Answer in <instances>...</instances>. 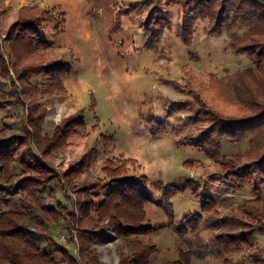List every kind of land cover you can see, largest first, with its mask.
Returning <instances> with one entry per match:
<instances>
[{"label": "rangeland", "instance_id": "obj_1", "mask_svg": "<svg viewBox=\"0 0 264 264\" xmlns=\"http://www.w3.org/2000/svg\"><path fill=\"white\" fill-rule=\"evenodd\" d=\"M218 3L202 17L196 0H0V141L17 147L0 158V208L19 209L9 192L22 182V198L48 224L28 214L20 222L50 237L39 252L54 262L1 237L26 251L18 261L264 264V145L253 148L249 131L218 130L264 125V80L254 74L245 96L220 85L250 66L244 48L264 42V23L245 32L242 16L217 15ZM29 20L47 48L25 45ZM247 165L258 189L237 187ZM137 184L148 200L131 205L121 188ZM45 203L59 215L40 211ZM186 219L199 224L178 233ZM230 236L238 250L223 248Z\"/></svg>", "mask_w": 264, "mask_h": 264}, {"label": "trees", "instance_id": "obj_2", "mask_svg": "<svg viewBox=\"0 0 264 264\" xmlns=\"http://www.w3.org/2000/svg\"><path fill=\"white\" fill-rule=\"evenodd\" d=\"M218 1H220V3H218ZM263 1L264 0H256L255 2H253V0H251V2H249L250 3L249 7L245 6V4L242 0H240V1L239 0H196V3H197L198 13L201 14L200 11L202 10V14L200 15L202 17L213 16V14L216 11L213 7H214V5H216L218 3L217 15L221 16L222 14H225L229 17L234 18V20H238V18L242 16V18L244 19V23H245V25H244L245 29H246L245 32H247V31L250 32L252 30L259 31L256 27H258L262 23H264V6L261 4L260 5L256 4V2L259 4V2H263ZM33 23L37 24L38 22H35L34 20H29V23L25 24L26 27L33 29L32 33H30V30H28L24 26H23L22 32H20V36H23L25 34H29V36H30L28 39L26 38V44L25 45L31 44V45L35 46L36 44L37 45L41 44L42 47L47 48L49 46V44L47 41L42 39V35H41L43 33L42 29H40L36 25L34 26ZM257 31H253V32L255 33ZM261 31L264 32V29H262ZM241 35H243V34H241ZM260 35H264V34L261 32ZM237 37L241 38L240 36H236V37H234V40H236ZM257 47H259L260 49L256 52ZM244 51H245L244 52L245 56L248 57V60L251 63L250 66L240 70V72H234V73H232V75L229 76V78L225 77L224 79H222L220 81L221 87L232 88L235 91V96L237 95L238 92H240V94L242 96L248 95L249 92L247 91V89L243 90V86H245L244 84L246 83V81L253 79L254 74H256L255 77L257 79L264 80V72H263V70H264V59L261 58L262 56H264V42L260 43V46L255 45V42H254V44H251V45L249 44V45L245 46ZM0 63H1V60H0ZM0 87H1V85H0ZM257 109H259V105H258ZM239 123L240 124L238 126H233V124H232L227 129H225L226 127L225 128L219 127L218 130L219 129L221 131L224 130V132L229 131L227 133H233V134L239 133V132L249 131V132H251L250 133L251 134V136H250L251 140H249V144L251 143L250 145L253 146V148L256 145L259 148L261 147V145H264V142L261 143L259 141L261 135H264V134H261V131L264 129V125H262V124L255 125V124H253L254 122H252L251 125H249V124L247 125L245 122L244 123L239 122ZM259 128H261L260 132H259V130H258V132H256L255 129H259ZM223 135H226V134L224 133ZM9 139L13 140V138H8V139H4V140L0 141V158L1 159H2V157L4 158L7 154H11V152H13L17 148L16 146H14V147L11 146L14 144L12 143V140H9ZM15 151H17V150H15ZM257 161H260L259 162L260 167L258 169L259 172H257V173L259 175H262V181H264V174L261 172V171L264 172V153L260 154V157ZM17 163L20 164L19 161H17ZM16 167H18V166H16ZM250 169H251V165H247L245 167L239 168V170L236 171V173H235L236 177L235 178H236L237 187H243L245 185H249V186L253 187L254 185H256V189H258L259 181H257L255 179L256 178V172H254V171L249 172ZM0 171L4 172L3 163H1V162H0ZM11 174H14V172H12ZM20 183H22V182H20ZM20 183L13 184L11 186L12 192H9V193H13L14 195H20V198L18 199L19 209L18 210L12 209V210H9L8 212H2V210L0 208V239H1V237H12L15 240H18L19 242H21L22 244L28 245L32 251L39 253L38 255H39L40 259L43 260L44 258H46L53 263L54 262L53 258H49L47 252H43L42 254L40 253L41 251L44 250L43 242L45 240L50 239V237L48 235L43 234L41 232V230L36 229L35 226H31V225L25 226L24 224H22L20 222L21 220H24L27 217L26 215L28 214V217L29 216L31 217V218L29 217V219L34 224L42 225V226H44L45 224H48L47 219H44L40 215L39 211H34L35 209L33 207L31 208L30 205H28V203L25 202V199L22 198L21 194L24 195V193L28 192V191H25V189H23V186H21ZM27 185H29V183H27ZM130 187H131V188H129L130 190H127L126 188H121V193L125 194V193H129V192L130 193L133 192L132 195L130 196L131 197L130 198L131 205L137 203V201L145 202L148 200V197H146L144 195V193L141 191V187L139 186V184L135 185V187H132V186H130ZM159 187L162 190L163 195L166 196V192L164 190L163 185L158 186V188ZM108 191H109L108 194H113L112 189H110ZM26 195H27V193H26ZM136 197L139 199L136 200ZM163 199H164V197L161 199V201ZM166 199H167V197H166ZM161 201H157V203L159 204ZM103 202L104 201L100 200L99 205L101 206ZM0 204L2 206H6L5 201H1ZM205 204L206 203H204L201 206L202 209H204ZM30 208H31V211H30ZM253 209H254L253 212H257V209H255V208H253ZM40 211H43L44 213H49V214L53 213V214H57V215H59V213H60L58 208H55L53 205L46 204V203L44 205H41ZM10 215H16L17 218L13 219L16 221H13L11 223L2 224V221L7 216H10ZM73 216L74 217L72 219L75 220V215L73 214ZM258 217L263 222L262 225L260 226L261 229L260 228L259 229H260V231L264 232V213H263V215H260ZM257 223L260 224L261 223L260 220H257ZM173 224H174V214L172 212V213H170V226ZM198 224H199V221L194 222V225L192 226L191 219H189V220L186 219L185 225L183 224V226L178 229V233L184 232L185 229L187 231H189V230L192 231V229H194L193 227L194 226L197 227ZM129 225H131V224H129ZM129 225L125 224V226H127V227H129ZM124 232H126V230H124ZM230 238H231L230 243H226L223 241V244H222L223 248L224 247H230V249L232 251H234L235 250L234 248L236 247V249L238 250V245L235 244V241H237L238 237H234V236L231 237L230 236ZM218 244H219V242H218ZM0 248H3V250L0 252V254L2 256H4V257L0 256L1 261L2 260L4 261V259H6L9 264H25V262L18 261L19 255H25L26 254V251L24 249L18 250L15 247H8L5 244H3L2 241H0ZM223 252L224 251L221 250V253H223ZM67 257L69 259L68 264H72L73 263V257L70 255ZM133 259L135 260V263H140V262L144 263V260L142 259V255H135V257ZM70 261L72 263H70ZM63 262H64V260H63ZM74 262H75V259H74Z\"/></svg>", "mask_w": 264, "mask_h": 264}]
</instances>
